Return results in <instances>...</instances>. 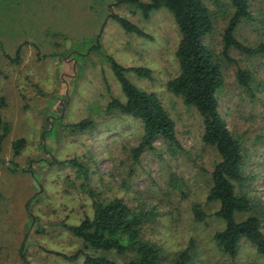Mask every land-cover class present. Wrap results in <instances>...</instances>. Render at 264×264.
I'll return each mask as SVG.
<instances>
[{"label":"rangeland","instance_id":"rangeland-1","mask_svg":"<svg viewBox=\"0 0 264 264\" xmlns=\"http://www.w3.org/2000/svg\"><path fill=\"white\" fill-rule=\"evenodd\" d=\"M120 1L0 0V99L5 104L0 115L10 127L0 152V264H68L57 254L72 255L81 244L65 227L91 216L90 191L95 198H120L155 217L145 237L162 249L161 264H170L191 240L190 264H264L246 243L237 259L222 255L213 240L223 229L219 220L193 221L192 203L215 213L205 196L218 157L201 144L197 112L166 88L178 73L180 36L166 10L144 19L133 3ZM206 2L216 25L205 43L219 53L230 10L216 15L211 0ZM251 9L253 20L238 29L237 38L253 47L264 43V2L252 0ZM114 15L144 36L124 32ZM231 57L236 64L224 67L219 111L244 143L247 192L264 211V57L249 59L235 51ZM110 61L149 72L126 77L156 94L168 111L183 149L176 159L156 141L157 154L145 153L132 163L129 151L139 141L141 124L106 111L111 100L125 101ZM239 69L252 75L251 92L239 86ZM83 120L94 128H69ZM17 140L25 144L13 158ZM73 159L87 167V179L69 165L53 163Z\"/></svg>","mask_w":264,"mask_h":264},{"label":"trees","instance_id":"trees-1","mask_svg":"<svg viewBox=\"0 0 264 264\" xmlns=\"http://www.w3.org/2000/svg\"><path fill=\"white\" fill-rule=\"evenodd\" d=\"M206 1L122 0L120 3H133L144 19H148L151 13L166 10L178 30L180 39L175 52L178 73L168 81L166 88L171 95L180 98L184 106L197 112L202 121L201 144L213 150L218 157L208 175L205 196L206 204L216 208L215 213L208 215L197 203H192L190 211L193 221L201 223L214 217L223 223V229L213 235V240L221 254L230 260L238 258L242 244L246 243L264 262V211L247 192L249 176L244 174V167L248 152L240 137L234 136L228 129L218 102V93L225 84L224 67L236 64L231 51L249 59L264 57V43L250 47L237 38L238 29L253 20L252 0H211L216 15L230 10L222 32L221 50L215 53L205 43L216 25L215 12ZM111 18L124 32L144 36L128 20L117 15ZM109 64L125 101L111 100L106 108L107 113H118L141 124L139 141L129 151L132 163L137 164L145 153L157 154L160 150L155 146L156 141H160L162 149L176 159L183 149L168 111L156 94L138 89L126 77L129 72L138 77H147L149 72L142 68L126 69L114 61ZM236 79L242 89L251 92L254 80L249 71L239 69ZM4 105L0 99V110ZM69 128L82 132L92 130L94 123L83 120ZM9 133L10 127L0 115V152ZM24 144V140L12 143L13 158L19 155ZM53 163L56 166L69 165L82 178L88 177L87 167L79 160ZM90 195L93 200L91 216L84 217L78 225L65 227L81 247L72 255L57 256L68 264H161L162 249L145 237L147 225L155 220L149 211L130 207L120 198L99 199L91 191ZM192 252L191 240L170 264H190Z\"/></svg>","mask_w":264,"mask_h":264}]
</instances>
